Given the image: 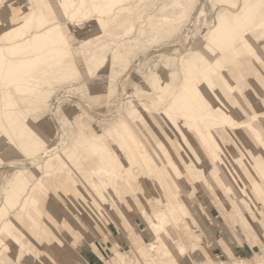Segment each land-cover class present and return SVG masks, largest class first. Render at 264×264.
<instances>
[{
  "label": "rangeland",
  "instance_id": "374dc122",
  "mask_svg": "<svg viewBox=\"0 0 264 264\" xmlns=\"http://www.w3.org/2000/svg\"><path fill=\"white\" fill-rule=\"evenodd\" d=\"M263 19L264 0H0V116L20 115L0 129V264H15L37 184L42 256L27 245L22 264L166 263L179 237L180 264L261 255L264 62L243 55L252 42L264 61ZM91 156L139 162L145 180L97 196Z\"/></svg>",
  "mask_w": 264,
  "mask_h": 264
},
{
  "label": "bare ground",
  "instance_id": "6f19581e",
  "mask_svg": "<svg viewBox=\"0 0 264 264\" xmlns=\"http://www.w3.org/2000/svg\"><path fill=\"white\" fill-rule=\"evenodd\" d=\"M82 1L88 2V1H93V0H82ZM253 3L254 2H251L247 5H245L244 12L246 15L251 14L252 10L257 7V5L253 4ZM247 17L251 18V16H247ZM230 30L231 29L229 28V31ZM232 34H233V31L230 33V35H232ZM253 35H255L259 39V41L264 44V29H259V30L255 31V34H253ZM223 46H227V45H223ZM249 55H253L254 57L257 58V60L255 61L256 63L264 62L262 59H261V61L258 62V58L261 57V52L259 51V49L256 46H254V44L252 42L248 43V48L245 49L243 56L248 57ZM250 57H252V56H250ZM255 62L253 64L252 60H250V59H248V61L245 60V63L251 68H257L255 66L256 65ZM36 64L39 66V65H42L43 63L38 61ZM189 92L192 94L191 91H189ZM198 95H200V94H198ZM227 95H228V102L227 103L229 105L236 106V108L238 110H241V108L238 107L239 106L238 100L233 99V95H231L230 93H227ZM245 99L248 102V99L246 98V96H245ZM185 100H188V98H186ZM16 102H17V100L15 98H13L12 95L6 96V99H5V105L6 106L13 105ZM184 103H187V102H184ZM189 105H190L189 103L186 104L187 107ZM247 107H249V106H247ZM252 107L257 108L258 104L256 102H254L252 104ZM250 110H252L251 107H250ZM236 112L239 113L240 111H236ZM4 114L0 116V129L5 127L8 123L19 121L20 115L17 113H15L14 116H11V115L4 116ZM253 114L251 115V117L253 116ZM127 130H129V128H127ZM145 132L147 133V130H145ZM129 135H132V131H130V130H129V132L125 133V136H129ZM48 151L50 152L52 150H48ZM125 153H128V151H124L123 153H121L119 155L120 159L124 158ZM134 155L137 156V154L133 153V157H134ZM138 157L140 158V161L145 160L144 153H140V155ZM126 158H128L127 155H126ZM112 159L113 160H109L108 158H105V159H102L101 161L106 162V163L112 162L114 164L116 162H119L118 157L117 158L112 157ZM94 160H96V158L94 156L89 157L88 165L85 166L84 170L82 172H80V174H82L83 178H85L86 180H92V181H89V183H87V182L86 183L89 186H93L96 188L95 195H97V196L104 193V192L100 193V191H101L100 185L101 184L107 185V186L111 185L113 188V186L116 185V183H119L120 180H122V179L127 180V181H124V182H126L125 185H130L129 183H130V180L132 178H138L139 177V180H141L140 178L145 180V178H144L145 176H143V172H146L145 167L140 165L139 162L136 165H133L132 168L119 166L118 169L111 172V169H109L107 167H105L104 170L102 171L101 170L102 166H99L100 164H96L94 162ZM91 162H93L94 165ZM262 169L264 170V164H263ZM64 176H65V183H66L67 187L73 188V189L75 188L79 192H82L84 190L83 187H81V185L79 184L80 182L83 183L84 181H81L80 180L81 177L79 179V177H77L78 175L74 174V171H72V173L68 172ZM74 179H77V180L74 181ZM72 181L75 184L74 186H70ZM118 185H120V184H118ZM37 186H38V184L35 186L34 190L25 199L26 206H29V208H28V210H26L22 214V215L25 214L23 216V218L21 219V221L23 222V224L25 226L23 228L22 242H21L19 248L17 249V251L16 250L14 251V255H16L15 256L16 261L14 260L15 264H22L21 263L22 251L25 249V246H27V245L33 246L35 248L37 247V252L38 251L40 252V253H37V255L42 256L41 248L39 246H37L35 244V242L33 241V239H34L36 242L39 241L41 243V240H42L41 237L46 232V230H44L45 228L42 226L41 222L33 215L34 212L38 213V215H40L39 213L44 211L43 203H37V199L40 198V195L43 192L40 188L38 189ZM104 200H107V199L104 198ZM47 202L49 203V207H51V208L55 207V204L53 201L52 202L47 201ZM166 206H168V204H166ZM45 211H46V209H45ZM5 231L8 234H11L8 230H6V228L2 229L1 234L4 235ZM4 238H6V237H4ZM180 239L181 238L179 237L178 240H174L173 242L168 243L169 244V252L170 253L174 252L175 257L172 259H167L166 263H159V264H180V262H178V263L176 262L177 261L176 257H179L178 254H181V251H182V244H181L182 242L180 241ZM163 251L165 253L168 252L167 246ZM112 255L114 256L115 264H126V262L123 261L122 256L119 253L113 252ZM153 255H154V253H151L150 258L147 261L143 262L142 264H155L154 260H156V258ZM227 255L229 256L227 260H220L218 262H212V263H207V264H264V252L261 253V255H258L257 257H254V258H252V257L251 258L236 257L230 252ZM18 257H19V262H17ZM12 259H13V253L10 254L9 257H7L8 261H11Z\"/></svg>",
  "mask_w": 264,
  "mask_h": 264
},
{
  "label": "crops",
  "instance_id": "0c3cea01",
  "mask_svg": "<svg viewBox=\"0 0 264 264\" xmlns=\"http://www.w3.org/2000/svg\"><path fill=\"white\" fill-rule=\"evenodd\" d=\"M88 258H89L88 262H94V259H91V257H88Z\"/></svg>",
  "mask_w": 264,
  "mask_h": 264
}]
</instances>
